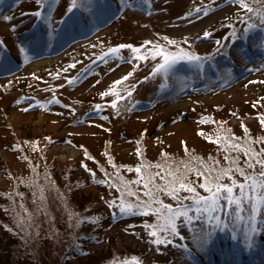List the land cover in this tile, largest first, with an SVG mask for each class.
<instances>
[{"label": "rangeland", "instance_id": "1", "mask_svg": "<svg viewBox=\"0 0 264 264\" xmlns=\"http://www.w3.org/2000/svg\"><path fill=\"white\" fill-rule=\"evenodd\" d=\"M145 1V7L132 8L130 0H92L89 9L67 13L70 0H46L40 12L44 32L27 14L34 0H0V264H94L110 260L116 251L134 254L141 264H194L179 238L168 237L171 244H153L149 235L153 229L145 225L157 223L154 215L120 213V200L133 201L121 196L118 181L115 186L97 181L117 174L134 180L137 173L128 169L140 167L142 161L161 163L162 153L173 163L192 156L204 161L213 157L223 164V144L209 140L237 137L233 126L239 127L240 121L239 143L264 139L255 119L256 111L264 113V62L256 56L259 51L252 60L245 59L240 47H231L232 55L239 54L243 61L239 67L248 69L235 76L224 72V86L210 82L191 90L186 88L188 78L172 73L168 81L174 90L167 89L165 96L157 94L158 84L165 80L152 71L159 56L125 61L108 57L89 65L97 51L112 43L140 46V54L156 46L206 52L214 37H222L231 26L238 34L245 27L242 10L231 1ZM96 2L103 22L95 15ZM113 3L117 9L111 16ZM65 12L74 27L80 16L85 18L86 32L76 29L63 47L57 42L61 30L55 24L61 25ZM254 22L264 26L257 18ZM165 38L176 43L170 45ZM121 51L125 55L132 49ZM129 72L127 80L114 85ZM147 100L153 101L147 107L139 103ZM97 104L101 111L88 113ZM202 119L209 122L201 123ZM253 147L259 150L264 144ZM229 227L235 243L227 229L217 231L213 243L219 253H209L206 264L217 259L220 264H264V249L259 250L264 245V223L258 224L261 231L253 236L251 252L242 241L243 224ZM193 228L199 230L201 224L180 227L181 245L190 251L199 247L207 258L208 249L194 243ZM229 245L226 258L221 251Z\"/></svg>", "mask_w": 264, "mask_h": 264}, {"label": "snow or ice", "instance_id": "2", "mask_svg": "<svg viewBox=\"0 0 264 264\" xmlns=\"http://www.w3.org/2000/svg\"><path fill=\"white\" fill-rule=\"evenodd\" d=\"M91 3L92 0H70L67 13L80 8L87 10ZM232 3L237 4L248 15L249 20L256 17L261 24H264V0H232ZM36 4L44 7L46 0H36ZM47 6L50 8L51 4ZM196 11L199 12L200 9ZM33 15L39 18L41 13L36 11ZM4 19L7 20L9 17ZM254 27H256L255 23L248 24L249 29ZM207 35L209 34L205 33V36ZM167 43L171 45L176 42L167 40ZM0 47H3L2 42ZM121 48H130L134 53H138L136 56L138 60H155L159 56L162 62L153 69L154 73L167 74L179 60L198 62L201 59L199 56L188 53L177 55L165 52L160 46H156L145 54H139L140 49L132 48L131 45H120L118 48L109 49V52L116 54ZM131 75L132 73L129 72L122 80L115 81L114 85L121 84ZM129 95H131L130 92ZM24 110L27 111V109ZM208 122L201 120V123ZM198 134L203 135V133ZM239 140V137L224 139L221 136H217L215 141L209 140V142L223 144L221 149L224 152L223 164L213 157H209V162L192 156L188 161L173 163L166 154L162 153L164 159L161 163L145 165L142 161L140 167L128 169L137 173V178L134 180L125 181L117 174L115 178L107 177L106 181L97 182H108L112 186H115V181L120 182L122 187L118 191L121 192V196L125 200L132 198L133 201L120 205L121 214L156 217V224L145 225L146 228L153 229L149 232V235L154 238L153 244H171L173 241L168 237H179L182 240L180 227L199 222L201 228L199 230L193 228L195 232L193 240L203 248L214 242L213 237L217 231H224L229 225L241 223L243 224L242 241L246 248H251L254 242L253 236L257 234L256 218L264 217V148L257 150L253 145L264 144V139L246 140L243 144L239 143ZM137 153L140 155L139 149ZM153 168L158 171H150ZM193 176L195 179L190 178ZM198 189H202L206 195L201 194ZM162 197L173 203H165ZM112 205L113 202H109V206ZM204 225H209L210 228L205 231ZM232 239L236 240L237 237L232 236ZM134 264L138 262L134 260Z\"/></svg>", "mask_w": 264, "mask_h": 264}, {"label": "trees", "instance_id": "3", "mask_svg": "<svg viewBox=\"0 0 264 264\" xmlns=\"http://www.w3.org/2000/svg\"><path fill=\"white\" fill-rule=\"evenodd\" d=\"M110 2H114V0H109ZM227 1H231L232 0H221L219 1L220 3L223 2H227ZM132 5H137L139 4V6H143L145 7V0H130V2ZM97 2L95 3L96 6ZM113 8H116L115 3ZM95 8V7H94ZM140 8V7H137ZM39 11L41 12V7L38 6L36 4V0H34V4L33 7L30 8V11L27 12V14H29V16L31 15V21L34 22V20H38V21H42L41 16L38 18L36 16L33 15L34 12ZM78 13L80 14V12L78 11ZM96 13L98 15H101V10L100 7L97 6L96 8ZM242 14L240 19L241 21H246L245 22V27H243V30H241V32L238 34L236 31L238 30V28H233V26H231V29L222 37H214L213 42H215L212 46V48L208 51H204V52H192L189 49H184V48H164L162 47L165 52H169V53H174L177 55H180L182 53H188L189 55H196L199 56L201 59L198 62H189L186 59L183 60H179V62L167 73H158L159 75H161L162 79L165 80V83H159L158 85L161 87H165L168 86L170 84V82L168 81L171 78V74L172 73H177L176 72V67L179 68H188L191 71H193L195 73V79L194 81L197 83H201V82H205L208 80V76H211L210 78H214L215 75H217L219 72H226L228 71L229 74H232V72H237V70L239 69V64H241L240 61V57L238 55H232L231 50L235 49L236 47H240L241 52L244 54L245 59L249 58V57H254V52L258 51L259 47H263L261 48L262 52H264V26H260L258 27L257 24L254 22V19L256 17H253L251 20L248 19V15L242 10ZM70 14H66V12L60 17L62 20V23L68 24V28L67 27H56L58 31L61 30V36L62 38H65L69 31H72L75 27L73 25V20H70ZM33 18V19H32ZM85 18L80 16L79 19V23L83 24ZM32 22V24H33ZM230 23H233L232 21H230ZM249 23H255L256 27L249 29L248 28V24ZM255 28L256 31H255ZM67 29L69 31H67ZM259 36V39H256V36ZM256 39V40H255ZM216 40V41H215ZM255 40V41H254ZM120 45H123L121 43L119 44H109L106 48H102L101 50L97 51L91 58L92 60H99L101 58H103L104 56H106L105 54L107 53L108 55L111 54L113 56H116L117 58H122V59H129V58H136V56L138 55V53H134L133 51H131L130 53H127L125 55L121 54V49H119V52L116 54H112L109 52V49L111 48H118ZM131 45V44H130ZM132 48H139L140 46H134L131 45ZM232 47V49H231ZM140 54V53H139ZM207 56V57H205ZM261 56V55H259ZM162 62L161 58L160 60L153 65V67L155 68L156 65L158 63ZM153 68V69H154ZM152 69V71H153ZM161 79V81H162ZM173 87L171 88V90L169 91H173ZM99 106V107H97ZM101 108L100 104L94 105L92 106V108L90 109V111H95V109L99 110ZM255 119H257L260 122V126L261 129L264 130V124H262V121H264V113H259L256 111L255 114ZM242 124L243 122L240 121V126L238 127V125H235V127L233 126V133L235 134L234 136H237L240 138V133L242 130ZM228 125V124H227ZM245 127H247V124H244ZM237 128V129H235ZM236 131V132H235ZM124 180H127L126 177H123ZM118 183L120 184V182L118 181ZM121 185V184H120ZM122 186V185H121ZM116 187L119 189V185L116 183ZM121 201V200H120ZM123 203H130L129 201H124L122 200ZM91 217H95V215H91ZM86 234H82L81 236H85ZM126 249V248H125ZM128 252V254L130 253V250H126ZM123 252L120 251H116L114 253L113 258H111L110 260H106V259H100L98 261H96L94 264H134V260L138 262V264H141L139 262V259L134 255V254H122ZM106 260V261H105ZM191 262H193L194 264L195 261L192 260ZM93 263V262H91Z\"/></svg>", "mask_w": 264, "mask_h": 264}, {"label": "bare ground", "instance_id": "4", "mask_svg": "<svg viewBox=\"0 0 264 264\" xmlns=\"http://www.w3.org/2000/svg\"><path fill=\"white\" fill-rule=\"evenodd\" d=\"M184 104H185V102H183V103H179L178 105L183 106ZM69 150H70L71 152L75 153V150H74L73 148L69 147Z\"/></svg>", "mask_w": 264, "mask_h": 264}]
</instances>
